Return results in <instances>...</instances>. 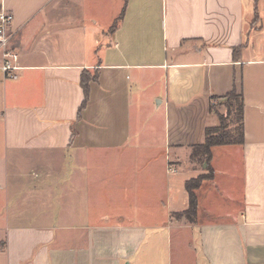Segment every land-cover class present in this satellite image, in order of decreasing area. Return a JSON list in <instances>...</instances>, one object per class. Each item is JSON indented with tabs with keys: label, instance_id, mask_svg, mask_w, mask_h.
<instances>
[{
	"label": "crops",
	"instance_id": "crops-1",
	"mask_svg": "<svg viewBox=\"0 0 264 264\" xmlns=\"http://www.w3.org/2000/svg\"><path fill=\"white\" fill-rule=\"evenodd\" d=\"M1 1L22 69L0 79V264H264V0H119L113 30L85 0ZM233 89L244 143L173 219Z\"/></svg>",
	"mask_w": 264,
	"mask_h": 264
},
{
	"label": "trees",
	"instance_id": "trees-1",
	"mask_svg": "<svg viewBox=\"0 0 264 264\" xmlns=\"http://www.w3.org/2000/svg\"><path fill=\"white\" fill-rule=\"evenodd\" d=\"M123 11L115 21V23L110 27L113 30L118 25L121 20ZM96 77L94 76L93 79ZM85 74L82 75L80 80V86L84 93V103L87 99L88 88L90 80ZM224 99L225 112L227 113L228 125L223 123V118L218 115L216 109L209 105V112L215 115L217 121H219L218 126L208 127L204 130L203 142L197 146L191 147V152L189 154L190 162H198L201 165L205 164V170L207 175L198 176L195 179H190L184 183V188L188 194V208L186 211L181 213H175L172 217L177 219H185L188 223H194L197 214V191L206 183L213 180V170L211 168L212 159V149L222 146H242L243 140V127H242V110L243 101L242 97L238 92L233 89L225 96L221 97ZM85 105H82V109Z\"/></svg>",
	"mask_w": 264,
	"mask_h": 264
},
{
	"label": "rangeland",
	"instance_id": "rangeland-1",
	"mask_svg": "<svg viewBox=\"0 0 264 264\" xmlns=\"http://www.w3.org/2000/svg\"><path fill=\"white\" fill-rule=\"evenodd\" d=\"M85 5L88 9H90V15H86V18H90L91 22L92 21H97V24L101 25V26H106L108 28H110L114 23H115V18L120 15V6H122V2L119 0H113L112 3L109 1L107 3L106 8H104L102 10V0H85ZM106 9V10H105ZM88 16V17H87ZM214 110L216 109V112L218 113V115H220L224 120L223 123L228 125V116L227 113L225 112V107H224V99L222 98H214L211 101L210 104ZM214 113L211 114V121L209 123V127H215L218 126L219 121H217V119L215 118V115H213ZM191 152V149H190ZM184 164L189 165V167H192L193 169L198 170L199 172H202L203 174H201L200 176H205L207 175V171L205 170V164H200L196 161L194 162H189V160H185ZM105 191V190H103ZM95 192H98L97 190ZM93 204L96 207V209H100V208H106V201L104 202H100L98 203V200L94 201V199L92 198ZM92 204V205H93ZM99 204V205H96ZM117 205V204H116ZM112 207V206H111ZM114 208H119V206H114ZM173 218V217H172ZM173 219H177L176 217H174ZM185 220V219H184ZM186 221V220H185Z\"/></svg>",
	"mask_w": 264,
	"mask_h": 264
},
{
	"label": "built area",
	"instance_id": "built-area-1",
	"mask_svg": "<svg viewBox=\"0 0 264 264\" xmlns=\"http://www.w3.org/2000/svg\"><path fill=\"white\" fill-rule=\"evenodd\" d=\"M13 16L0 0V79H16L22 69L15 50L10 47L13 33L10 32Z\"/></svg>",
	"mask_w": 264,
	"mask_h": 264
}]
</instances>
